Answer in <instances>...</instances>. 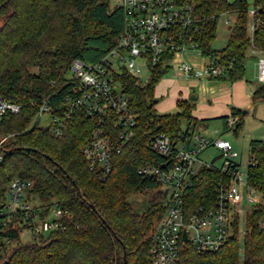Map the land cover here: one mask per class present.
Wrapping results in <instances>:
<instances>
[{
    "label": "trees",
    "instance_id": "obj_1",
    "mask_svg": "<svg viewBox=\"0 0 264 264\" xmlns=\"http://www.w3.org/2000/svg\"><path fill=\"white\" fill-rule=\"evenodd\" d=\"M177 1L190 7L191 22L175 28V42L195 44L208 61L225 67L214 79L241 80L248 56L264 55V0H254L252 19L246 0ZM230 13L235 19L226 45L214 50L218 18ZM123 29V11L110 7V0H0V96L23 105L18 113L0 119V139L8 135L0 145L5 153L0 161V201L18 178L28 183L27 199L66 212L63 227L38 240L22 241L10 224L8 233L15 242L0 250V264H152L151 229L164 205L155 202L137 213L127 196L161 187L154 177L137 171L147 161H162L147 142L159 134L190 136L197 124L187 100L177 101L183 113L158 114L153 108V88L162 67L154 66L147 83L125 71L115 76L138 115L134 135L112 155L107 176L90 169L81 153L98 125L96 117L74 112L59 136L38 123L31 125L42 99L66 93L71 62L99 61L117 44ZM252 100H264V83L255 87ZM221 119L228 130L229 117ZM239 127L236 123L234 130ZM249 146L247 180L261 201L246 214L242 242L236 224L235 236L219 250L200 251L185 243L172 264H264V140H251ZM224 177L217 168L202 166L186 192L189 209L211 204L214 188ZM160 193L165 195L161 188Z\"/></svg>",
    "mask_w": 264,
    "mask_h": 264
},
{
    "label": "built area",
    "instance_id": "obj_2",
    "mask_svg": "<svg viewBox=\"0 0 264 264\" xmlns=\"http://www.w3.org/2000/svg\"><path fill=\"white\" fill-rule=\"evenodd\" d=\"M116 6L122 9L124 21L117 44L99 61L74 59L69 67L71 76L66 81V93L58 99H52V96L42 99L33 116L39 124L41 116L46 113L49 121L45 127L55 136L63 133L68 120L78 110L96 117L98 125L82 146L81 153L89 168L102 176L112 170V155L134 135L138 115L115 78L117 74L125 71L139 78L145 70L151 74L156 65L162 67L163 73L174 67L178 77L185 79H214L226 71L225 67L208 60L190 63L181 59L186 51L203 56L195 44L175 42V28L191 22L187 4L177 0H117ZM248 13L252 19L255 8L248 9ZM249 29L251 32L254 29L252 22ZM256 59L257 81L264 83V55L260 54ZM22 106L0 96V119L6 113H18ZM7 137L0 139V145ZM147 146L161 156L162 161H147L137 171L154 177L165 191L162 214L151 229V263L176 262L185 243L200 251L219 250L235 236L236 219L242 211L244 199L258 201L253 196L258 191L247 180V166L246 178L242 177L238 154L232 143L220 137L206 138L192 130L190 136L179 132L177 139L166 134L156 135ZM209 146L219 151L220 167L200 158L199 154ZM4 155L0 148V161ZM202 166H213L225 177L215 186L211 204H200L190 210L186 192ZM28 187L24 180L14 179L5 198L0 201V250L8 249L15 242L8 233L10 224L18 229L20 239L27 234L29 241L63 227L61 219L66 212L55 205L44 206L27 199Z\"/></svg>",
    "mask_w": 264,
    "mask_h": 264
},
{
    "label": "rangeland",
    "instance_id": "obj_3",
    "mask_svg": "<svg viewBox=\"0 0 264 264\" xmlns=\"http://www.w3.org/2000/svg\"><path fill=\"white\" fill-rule=\"evenodd\" d=\"M227 1L232 2L234 0ZM246 2L248 9L254 8V0H246ZM116 3L117 0H110V7L115 6ZM234 19L235 13L219 16L215 39L212 43L214 50H220L226 45L229 29L233 25ZM259 55L252 52L248 56L245 64V75L241 80L235 82H228L226 79L179 78L177 70L174 67H169L153 88L154 99L156 100L153 103V108L158 114L183 113V109L178 106L177 101L187 100L191 105V116L197 119L194 133L206 138L220 137L230 141L233 149L238 154L237 161L240 162V172L244 179L246 178V166L249 160V142L251 140H264V100L256 102L252 100V93L255 87L260 84L257 81L258 67L256 59ZM181 59L190 63L207 61L203 56L198 57L197 54L187 51L183 52ZM142 67L146 69L143 63ZM70 76L71 73L68 71L66 78ZM150 76V72L145 70L139 75V80L142 83H147ZM192 93L197 96V99L189 98ZM235 109H239L240 112H235ZM223 116H228L230 119L228 122L230 128L226 131L223 129L221 119ZM48 121V116L44 113L39 120V125L47 126ZM36 122L37 120L33 119L31 125ZM180 123L181 128L185 129L186 119H181ZM236 123H240L237 131L234 130ZM199 156L215 167H220L222 164L220 153L213 146L204 149ZM160 188L162 189V186ZM160 188L146 193H130L127 200L132 204L134 211L142 213L155 202L164 205L165 195L161 194L162 192L160 193ZM253 196L258 199L257 202H248L244 199L241 204L242 211L239 213L237 220V237L241 242L247 228L246 214L260 202V193L255 192ZM21 240L29 241L30 238L25 234L21 236Z\"/></svg>",
    "mask_w": 264,
    "mask_h": 264
},
{
    "label": "water",
    "instance_id": "obj_4",
    "mask_svg": "<svg viewBox=\"0 0 264 264\" xmlns=\"http://www.w3.org/2000/svg\"><path fill=\"white\" fill-rule=\"evenodd\" d=\"M190 99H195V97H193L192 95H190V97H189ZM156 102V100H154V102L153 103H155ZM183 238L185 239V234L183 235Z\"/></svg>",
    "mask_w": 264,
    "mask_h": 264
},
{
    "label": "crops",
    "instance_id": "obj_5",
    "mask_svg": "<svg viewBox=\"0 0 264 264\" xmlns=\"http://www.w3.org/2000/svg\"><path fill=\"white\" fill-rule=\"evenodd\" d=\"M254 53H256V54H259V53H257V52H254ZM208 80H212V79H208ZM190 95H192L193 97H195V99H197V96L195 95V94H190Z\"/></svg>",
    "mask_w": 264,
    "mask_h": 264
}]
</instances>
